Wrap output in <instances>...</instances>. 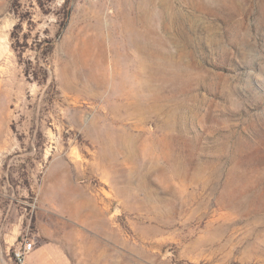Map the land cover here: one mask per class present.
<instances>
[{
	"label": "rangeland",
	"instance_id": "374dc122",
	"mask_svg": "<svg viewBox=\"0 0 264 264\" xmlns=\"http://www.w3.org/2000/svg\"><path fill=\"white\" fill-rule=\"evenodd\" d=\"M264 264V0H0V264Z\"/></svg>",
	"mask_w": 264,
	"mask_h": 264
},
{
	"label": "built area",
	"instance_id": "2783aa9c",
	"mask_svg": "<svg viewBox=\"0 0 264 264\" xmlns=\"http://www.w3.org/2000/svg\"><path fill=\"white\" fill-rule=\"evenodd\" d=\"M34 242L30 239L23 238L13 249L14 258L20 263H24L27 255L33 250Z\"/></svg>",
	"mask_w": 264,
	"mask_h": 264
}]
</instances>
